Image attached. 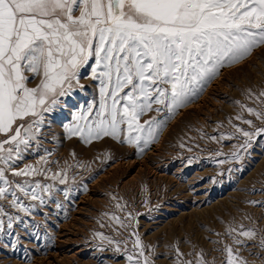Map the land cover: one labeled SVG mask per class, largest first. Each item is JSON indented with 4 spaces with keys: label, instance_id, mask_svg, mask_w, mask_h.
I'll return each mask as SVG.
<instances>
[{
    "label": "snow or ice",
    "instance_id": "obj_1",
    "mask_svg": "<svg viewBox=\"0 0 264 264\" xmlns=\"http://www.w3.org/2000/svg\"><path fill=\"white\" fill-rule=\"evenodd\" d=\"M262 45L264 0H0V234L24 223L21 215L5 212V203L28 217L52 201L62 207L57 192L67 195L68 190L56 182L67 184L68 169L48 177L51 153L36 164L23 162L41 146L46 115L71 108L74 95L86 88L82 78L97 84L99 104L76 111L68 133L86 143L123 135L121 142L136 145L140 154L225 64ZM249 97L264 106V92H249ZM246 111L264 121V107ZM153 112L163 116L141 122ZM244 123L252 130L237 128L244 138L242 150L264 136V127L251 119ZM232 155L239 158L240 153ZM250 203L264 207V201ZM128 216L135 219L131 212ZM113 219L124 226L121 217ZM96 235L107 241L97 245L101 252L111 248L127 264H155L150 246L136 232L131 249L126 240ZM226 235L231 243L220 249L222 264H264V227L253 220L230 225ZM189 255L193 258L184 259L177 247L176 264H215L203 250Z\"/></svg>",
    "mask_w": 264,
    "mask_h": 264
},
{
    "label": "rangeland",
    "instance_id": "obj_2",
    "mask_svg": "<svg viewBox=\"0 0 264 264\" xmlns=\"http://www.w3.org/2000/svg\"><path fill=\"white\" fill-rule=\"evenodd\" d=\"M81 83L87 86L74 95L71 108L46 115L41 146L23 162L36 164L41 155L51 153L47 176L67 168V184L56 186L68 194L57 192L61 208L52 201L31 217L5 203V212L21 215L24 223L0 234V264H127L122 253L97 248L107 244L96 235L101 232L126 240L129 249L136 232L150 246L155 264H176L177 247L184 259H192L194 249L203 250L209 261L222 264L220 249L231 243L226 235L230 225H250L254 220L264 227V207L250 203L264 201V136L254 137L242 150L244 138L237 131L252 130L244 123L248 119L264 127V121L246 111L264 107L249 97V92H264V45L225 64L140 154L136 145L121 142L123 135L121 140L105 136L86 143L68 133L76 111L99 104L97 84L84 78ZM151 115L163 112L146 114L141 122ZM233 152H239V158ZM113 216L121 217L124 226ZM242 254L259 260L246 250Z\"/></svg>",
    "mask_w": 264,
    "mask_h": 264
}]
</instances>
